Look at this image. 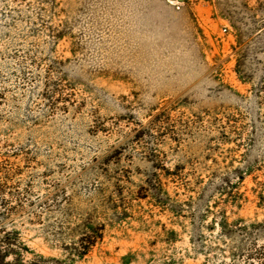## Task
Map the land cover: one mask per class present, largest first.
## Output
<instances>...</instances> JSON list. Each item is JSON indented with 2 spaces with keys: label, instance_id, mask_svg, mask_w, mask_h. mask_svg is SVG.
I'll return each mask as SVG.
<instances>
[{
  "label": "rangeland",
  "instance_id": "obj_1",
  "mask_svg": "<svg viewBox=\"0 0 264 264\" xmlns=\"http://www.w3.org/2000/svg\"><path fill=\"white\" fill-rule=\"evenodd\" d=\"M171 1L0 0L24 261L264 264V0Z\"/></svg>",
  "mask_w": 264,
  "mask_h": 264
},
{
  "label": "trees",
  "instance_id": "obj_2",
  "mask_svg": "<svg viewBox=\"0 0 264 264\" xmlns=\"http://www.w3.org/2000/svg\"><path fill=\"white\" fill-rule=\"evenodd\" d=\"M218 225L224 233L227 226L226 220L223 219ZM94 243L91 242L89 245L92 246ZM23 249L26 250L15 234L4 232L0 234V264H63L59 259L45 258L41 255H34L32 260L24 261L22 256ZM83 255L84 253L77 254V257L82 258Z\"/></svg>",
  "mask_w": 264,
  "mask_h": 264
},
{
  "label": "built area",
  "instance_id": "obj_3",
  "mask_svg": "<svg viewBox=\"0 0 264 264\" xmlns=\"http://www.w3.org/2000/svg\"><path fill=\"white\" fill-rule=\"evenodd\" d=\"M186 0H181V1H178V0H172L170 3L176 8V9H179L181 5L184 4Z\"/></svg>",
  "mask_w": 264,
  "mask_h": 264
},
{
  "label": "water",
  "instance_id": "obj_4",
  "mask_svg": "<svg viewBox=\"0 0 264 264\" xmlns=\"http://www.w3.org/2000/svg\"><path fill=\"white\" fill-rule=\"evenodd\" d=\"M178 1H181V0H178Z\"/></svg>",
  "mask_w": 264,
  "mask_h": 264
}]
</instances>
